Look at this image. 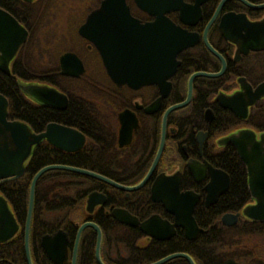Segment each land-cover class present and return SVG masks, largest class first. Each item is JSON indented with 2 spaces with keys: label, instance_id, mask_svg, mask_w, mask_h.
Wrapping results in <instances>:
<instances>
[{
  "label": "flooded vegetation",
  "instance_id": "af4514ba",
  "mask_svg": "<svg viewBox=\"0 0 264 264\" xmlns=\"http://www.w3.org/2000/svg\"><path fill=\"white\" fill-rule=\"evenodd\" d=\"M57 1L8 2L14 4L11 8L20 20L12 16L27 30L26 40L29 36L27 26L36 28L42 25L44 31L49 33L45 48L37 44L44 49V69L40 68L43 75L40 77V74L34 73L33 80L28 82L53 87L65 96L66 104L61 109L41 106L50 115L56 116L49 122L70 127L80 135L79 147L71 151L59 150L45 141L40 142L56 151L60 160L74 162L81 165L80 168L126 187L137 184L146 175L161 136L162 149L147 180L135 190L118 189L103 180L82 175L86 177L79 181L81 185H86V190L83 186L81 200L82 221L79 224L75 222L73 227L31 225L35 182L26 237L30 181L24 204V197L19 193V178L24 174L26 162L36 144L24 162L21 176L0 179V196L7 203L17 224L13 235L0 241V264H28V261L30 264H98L95 257L97 231L100 234L97 255L102 264H150L172 253H184L194 264H225L228 260L237 264H257L243 257L245 245L242 228L227 232L235 223L242 222L244 217L239 215L231 225H224L220 221L224 213L239 210L219 213V228L203 220L202 214H207L205 211L211 207L213 209L230 186L228 172L214 162L219 156L223 158V148L227 146L218 144L219 139L229 131L242 127L252 129L256 135L264 132V121L260 122L259 114L254 111L255 103L261 99L248 107L244 119L234 116L221 105L223 95L239 91L242 83L254 88L264 80V0H142L139 4L135 0H125L128 15L137 21L140 35L131 34L128 28L125 29L127 35L123 46L104 42L99 47L112 54V65L124 62L127 73H140L143 83L136 87L113 82L98 47L78 33L79 26L91 11L99 8L101 0ZM108 7L114 9L115 5L108 4ZM117 13L113 10H97L94 24L100 27L118 23L115 19ZM165 21L181 31L175 33L173 38L178 45H183L174 54L173 71L164 79L165 70H169V67L165 68L164 61ZM98 30L103 37H107L106 29ZM35 37L39 40V36ZM37 52V47L35 52L30 51L32 54L27 60L30 69L39 66L35 58L39 54ZM123 52L125 58L118 59L117 55ZM64 53L74 54L80 62L82 72L79 75L61 73L59 57ZM15 55L9 62V72L15 62ZM64 68L75 71V64L67 62ZM35 69L32 71L37 73ZM165 82L168 83L167 93L161 96ZM188 90V101L171 110L164 119L167 107L185 100ZM152 103H156V107L148 111L147 107ZM249 118L252 123H245ZM6 119L14 120L8 116V101ZM230 120L235 124L223 132V127ZM211 169L225 173L228 185L213 202L205 205L204 186L209 180ZM175 172L179 174V191H191L197 195L191 211L198 228L193 237H186L185 227L178 225L172 227V232L155 231L147 226L146 230L157 236L169 234L168 237L156 238L140 231L138 225L122 224L112 218L113 209H122L138 223L155 216L157 221L172 224L173 215L165 210L161 202L151 200L150 186L158 174L169 176ZM90 192H95L98 195L95 200L101 202L93 204L87 211L85 199ZM20 200L23 201L21 210ZM11 201L13 204H10ZM249 202H252L250 196ZM12 207L19 209L13 212ZM108 217L125 226L123 238L116 229L107 225ZM83 222L95 224L97 230L85 226L78 232ZM207 233L211 235L204 239L212 241L206 246L208 251L204 245L196 244ZM43 236L49 240L41 244ZM260 247L264 246L254 243L249 248L253 257L259 255L256 248ZM165 251L171 252L163 254ZM171 259H175L174 264H188L180 256Z\"/></svg>",
  "mask_w": 264,
  "mask_h": 264
},
{
  "label": "water",
  "instance_id": "95a60500",
  "mask_svg": "<svg viewBox=\"0 0 264 264\" xmlns=\"http://www.w3.org/2000/svg\"><path fill=\"white\" fill-rule=\"evenodd\" d=\"M30 2L31 0H23ZM137 4L142 3V0H135ZM108 4L115 5L114 9H109ZM99 8L95 11H91L84 23L79 26L78 33L82 37L88 39L100 50V55L103 63L106 67L107 73L113 82L116 84L126 83L129 86L136 87L143 83L140 79V73L129 74L126 72L125 63L111 64L110 59L113 58L109 51L102 50L99 45L101 43H115L118 46H123L126 39V30L130 28L131 34L140 35V28L136 24L134 19H130L125 5V0H101ZM97 10L108 11L113 10L118 12L115 19L118 23L105 24L98 27L94 24V16ZM112 17V16H110ZM164 24V61L165 68L169 67V70H165L163 78L165 79L174 69L172 60L174 54L183 44H179L173 37L175 33L181 32L177 27H174L170 23ZM98 28L107 30V37H103ZM105 30V31H106ZM109 31V32H108ZM113 37H108V36ZM27 37V30L7 11L0 8V72L9 75V62L14 57L18 48L25 42ZM118 59H124L125 53L117 55ZM61 63V73L65 75L77 76L82 72L80 62L77 60L74 54L64 53L59 57ZM73 62L75 64V71H70L64 68L65 63ZM145 83V82H144ZM242 83V82H241ZM167 84L165 82V90L161 93V96H165L167 93ZM16 86L18 89L27 96L33 102L50 106L53 108L61 109L66 104L65 96L58 92L53 87L37 84L33 82H22L16 80ZM190 91L188 90L185 100L182 102L173 104L164 112V119L167 113L175 108L184 105L189 99ZM264 99V80L259 82L254 88L242 83V89L235 91L230 95H223V108L228 109L234 116L244 119L247 115L248 107L251 106L256 100ZM6 107L7 101L3 95L0 94V179L17 178L22 175L24 169V162L31 154L34 146L40 141H45L52 147L71 151L79 147L80 135L79 133L63 125L49 122L43 130L34 133L29 127L19 120H7L6 119ZM156 103H152L147 107L148 111L155 109ZM125 112V111H124ZM121 113V115L124 114ZM163 132V131H162ZM163 138L161 136L158 149L152 160L151 166L146 175L135 185L126 187L115 183L109 179H106L90 170H86L76 166H70L65 164H48L38 169L32 176L29 184L28 203L26 212L25 234L27 237V227L29 224V218L32 207L33 188L37 178L47 170H63L76 174L85 175L95 179L105 181L111 186L122 190H135L139 188L148 178L152 172L154 165L159 157L162 149ZM218 144L230 145L240 161L244 165L246 173V188L249 193L252 202H249L242 206L238 212L224 213L220 217L221 223L224 225H231L235 223L237 217L241 215L245 219L251 221H264V132L256 135L252 129L247 127L238 128L234 131H229L224 134L218 141ZM190 166V165H189ZM192 170V166H190ZM222 179V180H221ZM179 174L175 172L172 175L165 176L158 174L153 180L150 186L151 200L159 201L164 206L165 210L173 215L174 222L172 224H166V222L157 221L155 216L149 217L147 220L138 223L136 219L132 218L126 211L122 209H113L111 216L119 223L126 225H138L140 231L148 233L156 238L168 237L166 233L163 236H157L154 232L146 230L147 226H151L155 231H168L172 232V227L175 225L185 227V236L193 237L198 228L196 227L191 211L193 205L197 199V195L191 191H182L178 189ZM221 181V182H220ZM228 185V177L225 173L211 169L209 173V180L204 186L205 189V205L213 202L217 195L222 193ZM98 195L95 192H90L85 199V208L90 211L93 204L101 202L95 200ZM85 226L93 227L97 230V226L91 222H83L78 227V232ZM17 224L14 217L7 206L5 200L0 196V241H4L11 237ZM163 229V230H162ZM153 230V231H154ZM100 234L97 231V239L95 243V257L98 264H102L98 259V246H99ZM27 240V239H26ZM49 238L43 236L41 244L48 242ZM26 243V241H25ZM183 257L188 264H194L192 259L184 253H172L166 255L150 264H161L173 257ZM28 264L29 261H28ZM225 264H237L228 260ZM251 264V263H242Z\"/></svg>",
  "mask_w": 264,
  "mask_h": 264
},
{
  "label": "trees",
  "instance_id": "16d2710c",
  "mask_svg": "<svg viewBox=\"0 0 264 264\" xmlns=\"http://www.w3.org/2000/svg\"><path fill=\"white\" fill-rule=\"evenodd\" d=\"M8 2L9 0H0V7L20 20L19 15L11 8L14 4L11 5ZM21 21L24 22L23 20ZM27 28H29V36L26 42L19 47L15 55V62L13 66L10 67V75L8 76L0 72V93L5 96L8 101L9 117L24 121L30 127L31 131L39 132L47 122L51 119H55L56 116L50 115L45 107L33 103L16 86V80L28 82L33 80L34 73L35 75L40 74V77L43 75L41 71H37V73L30 71L31 69L27 64V60L25 61L22 57L24 52L27 54L32 36L31 26H27ZM37 50L43 52L38 46ZM30 51L31 49H29V53ZM254 108V111L259 114V121L263 122L264 100L261 99L256 102ZM72 111L74 110L72 109ZM245 123H252V119L249 118ZM234 124L235 123L232 120L226 122V125L223 127V132L230 130L229 128ZM60 159V155L44 142H40L35 146L33 154L26 162V170L19 178V193L21 197H24V204L26 203L27 187L31 176L42 166L47 164H66L81 167V165L74 162H66ZM214 162L221 167L223 166L228 172L230 186L223 194L221 201H219L213 209L212 207L207 209L205 211L207 214H202V219L208 221V224L212 223L214 228H219L221 226L217 218L219 213L222 211L240 210L242 206L248 203L249 194L245 184L246 175L244 166L231 146H225L223 148V158L219 156ZM83 178L85 179L86 177L63 170L52 169L43 172L36 181L34 197L35 204L32 209L31 225L65 228L73 227L75 222L76 224H79L82 221L81 200L83 197V188L85 187L86 190V185H81L79 183ZM11 203L12 201L10 204ZM22 204L23 201L20 200V210L22 209ZM17 209L12 207L13 212H16ZM209 217L210 219H207ZM108 221L107 225L116 229V232L123 238L122 230L126 229L125 226L116 223L110 217H108ZM239 227L242 228V236L244 238L243 243L245 245L243 257L245 256L244 258L257 264H264V247L256 248L259 251L257 257H253L249 251V248L252 247L254 243L262 244L264 246V221L257 222L243 218L242 222L235 223L231 228H228L227 232H230V230L236 231ZM209 235L211 234L207 233L201 236L196 241V244L198 246L204 245L205 247L212 244L210 239L207 241L204 239ZM206 249L208 251V247H206ZM166 252L171 251H165L163 254ZM196 254H198V252H196ZM175 262V259H171L163 264H174Z\"/></svg>",
  "mask_w": 264,
  "mask_h": 264
},
{
  "label": "rangeland",
  "instance_id": "374dc122",
  "mask_svg": "<svg viewBox=\"0 0 264 264\" xmlns=\"http://www.w3.org/2000/svg\"><path fill=\"white\" fill-rule=\"evenodd\" d=\"M52 2H54V0H51ZM68 0H58L57 2H67ZM75 1H79V0H75ZM40 27H31V29H33L32 31V38H31V41L29 43V48H28V51H27V54L24 52L22 57L24 58V60H28V57H29V49L34 50L35 52V48L38 46L37 44H41L42 45V48H45V42L49 39V36H48V32L47 31H44V27L42 25H38ZM35 36H39V40H36V37ZM42 51H44V49H42ZM39 54H36L35 55V58L37 60V64H39V66H36L35 68L37 69V71H40L41 69H44V58H45V55L43 52H37ZM32 54V53H31ZM30 54V56H31ZM38 59H40V62L38 61ZM41 66V67H40ZM33 68V69H35ZM41 68V69H40ZM33 69H31L30 71H32ZM35 69V70H36ZM29 71V72H30Z\"/></svg>",
  "mask_w": 264,
  "mask_h": 264
}]
</instances>
